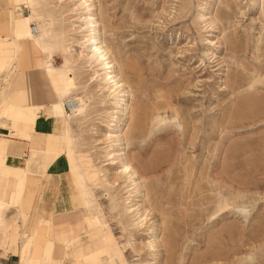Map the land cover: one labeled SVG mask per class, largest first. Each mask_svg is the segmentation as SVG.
<instances>
[{
	"label": "rangeland",
	"instance_id": "1",
	"mask_svg": "<svg viewBox=\"0 0 264 264\" xmlns=\"http://www.w3.org/2000/svg\"><path fill=\"white\" fill-rule=\"evenodd\" d=\"M12 3L21 7L20 18H39L28 22L38 26L54 68L71 61L72 49L77 89L68 96L87 101L68 130L67 114L53 102L65 132L53 129L50 138L63 153L36 154L28 177L36 170L47 179L63 158L72 191L85 193L100 216L80 242L101 238L104 246L51 259L50 219L57 227L82 208L72 200L71 212L40 210L44 182L33 203L32 180L25 190L13 177L6 226L20 235L0 249V264H19L23 251L26 264H264V0H92L101 40L127 89L121 106L105 85L88 84L84 56L76 58L83 33L74 27L77 0ZM43 57L22 42L12 71L10 64L0 73V136L10 130L4 102L16 79L37 93L51 91L36 70ZM24 96L13 92L22 114L29 112ZM23 126L13 119L14 136ZM122 162L136 172L134 189L121 176ZM5 173L0 166V203L10 202Z\"/></svg>",
	"mask_w": 264,
	"mask_h": 264
},
{
	"label": "crops",
	"instance_id": "2",
	"mask_svg": "<svg viewBox=\"0 0 264 264\" xmlns=\"http://www.w3.org/2000/svg\"><path fill=\"white\" fill-rule=\"evenodd\" d=\"M12 1L13 0H0V41L4 42L3 45H0V49L11 46L13 31L15 32V29L13 28V19L17 22V24L18 21L22 19L19 17V15L22 13L21 7L14 6ZM17 1L18 0L15 2ZM28 26L29 24H27V28ZM4 38L9 39L5 40ZM22 42H29L32 47L36 49L30 40H21L19 41L20 49L18 54L21 51ZM41 63L42 61H39L36 64V70L41 73L43 81L48 83L51 90L45 95L33 91L32 85H28L20 79H16L15 81L13 80V89L10 91V99L7 102L13 106V92H23L25 95V102L28 104L27 109L29 110L37 107L39 109L35 111L37 117L36 124L33 125L23 123V130L20 131V134L18 133L19 136H14L13 134V120L7 119L9 120L7 126L10 128V130H7L8 132L5 135L0 136V140L5 141V151L1 157L3 162L0 164V166H2V169L6 172L4 184L8 186L7 191L9 196H7V199L10 198L11 204L13 203V181H15L16 178H19L23 181L22 186H24L25 190L28 189V183L30 180H32L35 190L32 196L33 203L37 197L38 187L42 182H44V191L41 196H39L37 201L40 206V210H48L49 213L71 212L72 200L77 201V203L81 206L82 212H80V214L69 216L67 219L60 222L57 227L54 226L52 219H50L51 231L53 232L54 240L49 238L47 241H52L54 245H50L52 251L51 256L49 257H51V259L56 257L54 260H58L62 257L64 258L66 256V252H69L70 250H72L74 253L89 254L90 252L104 246V242L101 240V238H88V242H80L81 234H84L87 237L92 235V233L100 224V216L97 209L94 208V205L89 203V198L85 193L81 194L75 189L72 191L74 187L72 184L73 180L71 181L72 177L69 176L70 174H66V172L69 173L71 170H66L67 166L63 158L56 160L51 165V167L46 172L48 176L47 179L42 176L41 172L36 170L33 171V178L30 179L28 177L31 175L28 172V169L32 165L33 161L36 160V154L55 156V154L50 152V150H54L56 152L58 149L55 148L56 145H52L54 140L50 137L53 136L56 138L55 136L57 134L53 135V132H57L59 127H61V130H64L62 126H59V122L56 120L55 112L52 109L53 102L58 99V97L54 94V89H56V86L51 84L52 82H50V79L40 70ZM12 68L13 62L11 65V71ZM44 100H46V102H44ZM29 112L31 111L29 110ZM38 114H41L43 118L42 120H40ZM48 119L52 122V124L48 122ZM53 129L54 131L52 132ZM64 132L63 135H65ZM59 151H61L59 154L63 153L62 150ZM48 161V158H45L41 162L46 163ZM13 177L15 179H13ZM24 179L26 181L25 183ZM23 205L26 206V203ZM30 207L31 205L29 204L27 206L28 210H30ZM6 212L13 214V206L11 205V209L9 208ZM68 243H71V245L77 244L74 246V249H70V247L66 246Z\"/></svg>",
	"mask_w": 264,
	"mask_h": 264
},
{
	"label": "bare ground",
	"instance_id": "3",
	"mask_svg": "<svg viewBox=\"0 0 264 264\" xmlns=\"http://www.w3.org/2000/svg\"><path fill=\"white\" fill-rule=\"evenodd\" d=\"M23 1H25L28 5H31V0H23ZM62 1L64 0H59V3ZM93 6L94 5L92 3V0H77L74 9L75 11L73 12L76 15L74 19L76 20L77 23H79L78 25H74V27L79 28L81 32H83L79 42L76 44V45L79 44L81 46V52L79 53V51H77L78 53L76 54V58L80 56L82 58L84 56L85 70L89 72L88 84L93 82L96 83L99 82V84L105 85L108 88L109 92L116 93L115 104L120 106L125 105L128 96L127 89H125L124 84L119 79L121 77H118L116 73L114 62L111 59L113 56H110L109 54L110 52H108L107 48L104 45L105 42L104 41H103L104 43L102 42L103 39L100 37L101 32H99L98 29L99 24L97 23L96 17L93 13ZM78 10H80L82 13H78L79 12ZM27 16L28 17H23L20 21H18V24L15 20H13V28L15 29V32L13 31V39H11V46L0 49V73H2L6 68H8V66L12 64V62L13 64L16 62L17 55L20 49L19 41L23 40L24 37H26L27 40H31L33 46L40 52V54L42 53L44 56L42 63L40 65V70L45 76H47L51 80V82L53 81L56 82L55 84H57L56 89H54V94L58 97L56 106L58 107L59 110H61V112L67 114L65 115L66 118L64 123H65V129L68 130V124H69L68 120L72 117H75V114L76 116H82L86 108V102H87L86 100L81 99L80 97L72 98L68 96L77 89V84L75 82L76 80L75 73L70 65L72 63L71 61H73L74 59L71 56L72 49L67 51V56L70 59L72 58L71 61L64 60L62 66L58 68H54L51 63L52 59H50V57L47 56L48 52L45 43L43 42L42 38L38 35L39 33L38 26L34 23V22H38L39 18L37 16L36 17L33 16L32 13L31 14L28 13ZM28 21H34V22H29L30 24L27 28ZM96 86L98 87V90H101L100 85H96ZM63 97H65V99H63V101L60 102L59 100ZM66 101L75 102V105L72 106V110L70 112H68L65 109ZM4 107H5L4 116L6 117V119L21 120L23 123H28L33 125L36 124L37 117L35 111L39 109L38 107L29 109L31 112H29L28 114L20 113L18 109H16L14 106L9 104L7 101L4 102ZM4 147H5V141L0 140L1 152L5 151ZM2 162L3 161L0 159V164ZM120 167H121L120 170L121 176L122 174L126 176L127 180H129L130 182L129 185L133 186L134 189V186H137L135 185V180L133 179V176L136 173V172L134 173L135 170L134 171L131 170V168H129L127 163L124 162L121 163ZM9 208L11 209L10 202L0 203V230H2L1 232L2 240L0 241L1 242L0 249L2 250L5 249L8 241H12L13 244V242H16L15 240L18 239L20 235L19 230L10 231L9 230L10 227L6 226V222L8 221L5 212ZM134 210H136V208L130 206L127 212L132 213ZM138 218H139L138 221H140L141 220L140 215L138 216ZM9 221L12 220L10 219ZM21 245L23 248L25 245V241L21 242ZM51 251L52 249L50 248L49 256H51ZM20 258L21 259L19 261V264H26V261L29 260V252L25 253V251H23Z\"/></svg>",
	"mask_w": 264,
	"mask_h": 264
},
{
	"label": "built area",
	"instance_id": "4",
	"mask_svg": "<svg viewBox=\"0 0 264 264\" xmlns=\"http://www.w3.org/2000/svg\"><path fill=\"white\" fill-rule=\"evenodd\" d=\"M75 105V102H69V101H66L65 102V109L70 112L72 110V106Z\"/></svg>",
	"mask_w": 264,
	"mask_h": 264
}]
</instances>
